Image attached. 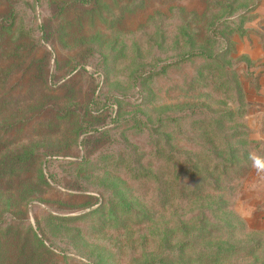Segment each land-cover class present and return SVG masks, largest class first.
<instances>
[{
  "label": "rangeland",
  "instance_id": "374dc122",
  "mask_svg": "<svg viewBox=\"0 0 264 264\" xmlns=\"http://www.w3.org/2000/svg\"><path fill=\"white\" fill-rule=\"evenodd\" d=\"M92 3L0 0L3 264H264V0Z\"/></svg>",
  "mask_w": 264,
  "mask_h": 264
},
{
  "label": "trees",
  "instance_id": "16d2710c",
  "mask_svg": "<svg viewBox=\"0 0 264 264\" xmlns=\"http://www.w3.org/2000/svg\"><path fill=\"white\" fill-rule=\"evenodd\" d=\"M92 4L93 5H91V7L93 8L94 6V8H96L97 6V0H92ZM64 3V2H63ZM97 3V4H96ZM70 4V3H69ZM68 4V2L66 1V3H64V4H62V7H63V9L62 10H65L64 8H65V5H66V7H69L70 5ZM86 6L88 5L87 3L85 4ZM99 5V4H98ZM80 6H83L81 3H80ZM85 6V7H86ZM90 7V8H91ZM89 7L87 8V9H90ZM94 8L93 9H91V10H87L88 12H94ZM61 10V11H62ZM99 10V9H98ZM229 10H231V5H228V6H226L225 7V11L226 12H228ZM93 14V13H92ZM15 13L13 12L12 14H11V16H10V18H2L1 20H0V31H5V30H7V29H9L10 27H12V24H10V26H8V27H6V23L7 22H14V20H15ZM0 18H1V16H0ZM44 27V26H43ZM42 33H43V30H42ZM21 35V34H20ZM33 40H36V37H33L32 38ZM15 40H16V42H20L21 41V37H16L15 38ZM92 49L93 48H91V49H89V52L90 53H93V51H92ZM19 51V47L18 46H16V48L14 49V51H13V55H15L16 56V58H18V56H20L21 54L18 52ZM197 54V55H196ZM48 55V54H47ZM50 55V54H49ZM181 56L179 57V58H174V59H172V61H171V63H168V64H165V65H163L164 66V68L165 67H171V66H176V65H178V63L179 62H182V61H184V60H186L188 57H191V56H202V55H206L205 53H194V52H190V53H187V54H184V55H182V54H180ZM21 59V58H20ZM7 59H6V56H2L1 57V60H0V62L3 64L5 61H6ZM17 60H19V59H17ZM17 60H15V61H13L12 62V65H16V64H13V63H15V62H17ZM43 62H47V59L45 58L44 60H43ZM45 69H46V67H42L41 69H39V71H38V78L42 81V82H46L47 83V81H46V77H48L49 75H48V73H47V75H45V73H44V71H45ZM82 71V70H81ZM71 73H72V76L70 77V78H72L77 72H76V69H73V70H71ZM149 76H154V75H156L157 74V71L156 70H151L149 73ZM145 75V74H144ZM144 75H142V73L141 74H139V79H142V78H144ZM8 77V75L7 74H3V73H0V85H2V81L3 80H5L6 78ZM64 84H62L61 86H63ZM60 86V87H61ZM48 88V87H47ZM54 88H57V87H54ZM49 91H51L52 92V88H49ZM12 103H13V101H12ZM7 105L8 104H6V101L5 102H3L2 104H1V108H6L7 107ZM96 105H99V104H97V100H96V98H93V99H91V100H89L88 102H87V109H89L91 112H92V114H96V113H94V112H96L95 110H93V109H95L96 108ZM54 106H56L55 104H54ZM55 108H59L58 106H56ZM69 109L70 110H72V112L73 113H76V114H78L79 113V105L77 104L76 105V107H69ZM82 109L84 110L85 108H84V106L82 107ZM193 112V111H192ZM101 114H103V112H101ZM99 123V122H98ZM81 131H82V127L79 129V131L76 133V135H73L74 136V138H75V141H77V139H76V136H77V138H81V136H84L85 138L83 139V140H81L80 141V143H78V149H80V148H83V149H85V150H87V153H88V148H89V146H90V144H91V142L94 140H92L91 141V139L92 138H97V137H95V136H100L101 135V133L103 132V131H101L100 130V125H97V124H94V125H87L85 128H84V130H83V133H81ZM52 158L51 159H49V160H46L45 161V163H43L45 166H46V168L47 167H49V166H51L53 163H55V162H58V161H60V162H62V161H65L64 159H59V158H57L58 157V155H52L51 156ZM82 163H84V161H82ZM133 171H136V169L135 168H133ZM54 178L52 177V176H48V178H47V173H45L44 172V169L43 170H41V172H40V174H39V182L41 181L44 185H46V184H48V180H52V181H54L53 180ZM55 184H59V185H61V183L60 182H55ZM111 204H114L113 202H111ZM169 205H168V203H166L165 205H164V207L163 208H167ZM114 207L115 206H112V209L113 210H115L114 209ZM127 208H128V206H126ZM106 209V202H104L101 206H99V208L98 209H96L95 210V212L93 213V215L94 214H96V213H99V212H101V211H104ZM110 210V211H113V210ZM128 209H131L130 208V205H129V208ZM117 211H119V208H117L116 209ZM86 215H83V216H78L77 217V219H79V218H82V217H85ZM66 220V219H64V218H59V220ZM77 219H75V220H77ZM62 220V221H63ZM189 224H191L190 222L188 223V224H183L182 223V225L180 226V228H181V230H186L187 229V227H189ZM193 226H196V224H194ZM200 229H202V228H200ZM198 230V229H197ZM197 232V231H196ZM198 237H200L201 235H200V233L197 235ZM30 240H34L35 241V244H36V246L34 247V246H32L31 245V247H30V249L31 250H29V245H28V243H29V241ZM30 243H31V241H30ZM0 246H1V244H0ZM32 247H34V248H36L37 249V251H38V253L39 254H41L42 256H48V257H50L51 255H53V253L55 252L54 250H51L50 248L51 247H53L51 244H50V247H46L45 245H44V242L42 241V240H40L39 239V237L36 235V233H34L33 232V230L30 228V230L28 231V234H27V237H26V242L24 243V244H22L21 245V248H20V251H21V254H22V257H21V259H20V257H17L16 259H17V261H15V264H34V260H35V256H36V251H33L32 250ZM228 249L226 248L225 249V251H227ZM25 251H26V253H25ZM5 253H7V251H0V264H3V256L5 255ZM22 261H23V263H22Z\"/></svg>",
  "mask_w": 264,
  "mask_h": 264
}]
</instances>
